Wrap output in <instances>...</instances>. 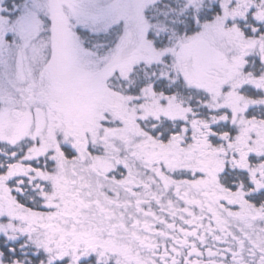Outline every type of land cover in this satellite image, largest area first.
Instances as JSON below:
<instances>
[{"label":"snow or ice","instance_id":"obj_1","mask_svg":"<svg viewBox=\"0 0 264 264\" xmlns=\"http://www.w3.org/2000/svg\"><path fill=\"white\" fill-rule=\"evenodd\" d=\"M0 264H264V0H0Z\"/></svg>","mask_w":264,"mask_h":264}]
</instances>
